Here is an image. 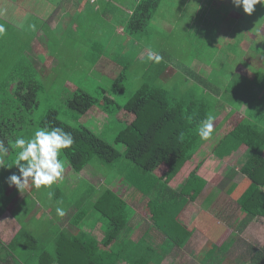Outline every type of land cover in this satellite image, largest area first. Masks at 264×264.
Wrapping results in <instances>:
<instances>
[{
  "label": "crops",
  "instance_id": "0c3cea01",
  "mask_svg": "<svg viewBox=\"0 0 264 264\" xmlns=\"http://www.w3.org/2000/svg\"><path fill=\"white\" fill-rule=\"evenodd\" d=\"M141 1L0 0V24L5 28V33L0 36V48H3L0 50V59H8L10 57L8 53H12L13 59L6 63L13 67L9 73L18 72L23 76H27L28 79L30 75V78L37 79L44 86L46 94L56 96L59 94L57 97L62 98L63 96L64 99L62 100L67 99L78 90L93 98L102 100L105 95H109L112 91L116 94L113 85L117 81L122 91L116 96H122L124 82L131 79L140 88L143 86L144 81L150 78H145L147 73L150 74L153 70L159 72L158 69L162 66L163 73L156 78V84L164 87L163 82H165V88L172 94H175V89L179 86L181 88L179 93H182V97L187 100L191 97L190 102L192 105L195 101L198 102L204 99L205 102L210 101L215 104L217 107L211 114L215 117L212 136L207 140L201 139L202 145L195 155L196 160H204L198 174L207 183L193 204L199 210L196 212L194 207V209L190 208L187 213L182 214L180 212L179 214L181 226L184 228L186 223V229L191 232L190 239L182 248L175 247L172 244L168 246L165 245L168 242L165 235L163 236L155 230L147 235L144 233L145 229L142 228L133 236L132 242L139 243L141 239L145 238V235L149 236L146 241L150 240L153 234L154 236L147 242L151 248L145 245L143 249L145 253L149 252L151 254L153 252L155 255H163L165 260L161 264H168L169 261H171V264L174 262H180V264H235L234 256H236L235 253L238 249L237 244L240 242L239 238L243 239L244 244L245 241H248L243 238L247 234V230L252 229L257 235H260L264 230V227L260 230L257 226H264V217L260 216H256L251 220V223L243 226V223L237 220V216L241 219L239 216L241 212L237 210L239 206L236 202L238 196H241L249 186L247 179L245 180L240 173L241 165L254 151H257L264 160V70L256 68L255 71H260L258 74L254 71L248 72V69L253 68L251 67L253 63L249 66L246 65L247 70L239 68L240 46H245L251 50L253 45L251 46L246 38L239 41L237 35L235 37L237 44L233 45L232 51L229 54L224 53L222 45L229 38H224L222 31L225 28L229 29L231 24L230 31L233 34L237 29L238 33L241 32L240 36H245L244 32H246V36L248 32H257L261 21H258V18H264V9L257 6V10L249 16L244 14L241 8L234 7L231 0H161V3L167 2L173 5L177 2L179 4L178 8L158 15L157 19L152 21L153 25L150 21L147 28L142 31V36L139 34L132 36L126 31V27ZM208 3L210 5L211 3L214 4L215 7L218 6L216 10L223 19L217 20L211 17V14H206ZM181 16H183L182 20ZM187 16L189 17L187 28L194 26L195 30H201L209 26L212 29L213 35L210 41L215 50V56H212L209 52L207 59L202 56V60L192 59L188 63L176 61L175 58H170L167 62L165 58H162L158 63L148 59L150 51L163 56L160 53H165V51L162 50L166 49L167 51L170 49L169 52L175 53L180 45L165 46L164 43H150L153 34H145V31H148L147 29L150 27L153 32L158 31L163 36L162 31L167 30L166 26L172 25L171 30L174 31L175 24L184 22ZM232 16H240L242 24H238L236 27ZM195 17H199V20ZM225 17L228 20H225ZM238 22L239 19H237ZM254 27L256 28L253 29ZM232 40L233 38H231V42ZM13 48L14 50L7 51ZM263 50L264 46L256 49L257 55L264 57ZM216 62L221 65V76L219 75L216 78L215 83L218 82V84L208 87L206 79H211V74L214 73L215 68L211 70V73L207 70L211 66L209 64ZM260 64L264 66V61ZM224 65H226L227 71L222 69ZM187 69L190 72H187ZM6 71H8L7 68ZM32 72H35L36 75ZM8 75H5L4 79ZM16 78L20 81V77ZM142 78L144 81H142ZM235 78L243 83L241 81L236 82L235 91H231L230 83ZM4 79L0 82V89L4 87ZM18 81L11 83L8 89L9 93H12ZM68 82L72 87L66 85ZM223 94L226 95L223 98V104L226 107L220 105V98ZM210 96L212 98L207 100ZM93 109H99L98 111L104 113L99 105L90 108L88 112ZM201 112H203V109L198 113ZM83 125L87 126L86 124ZM237 131L240 132L238 137H243L244 141H248L242 143L229 157L225 159L217 157L216 150L220 147L226 133L234 132L236 134ZM233 145L236 146L237 143H232ZM252 145L253 147H251ZM12 154L15 156V153H8V156ZM8 156L5 159L6 166H8ZM10 166L13 167V162H10ZM5 170L7 171L6 177L13 173V168ZM70 170V166L66 164L62 181L52 185L50 189H36V191H40V194L46 191L44 197L39 201L32 196V187L20 193L14 186L8 187L4 181L5 193L11 197L18 196L16 201L19 203V208L16 213L17 217L10 218L11 222L14 218L16 219L12 223L6 222L5 214L11 212L13 204L16 203L13 201L14 199L8 200V209L0 219V234L3 236L1 241L5 242L7 240L6 242H8L18 234L22 228L18 229V226L23 225L22 219L32 206L38 207L39 211L35 218L28 219L30 224L27 225L29 226L40 227L48 223V225L53 224L59 232L65 229L64 226L71 225L72 218H74L72 216V206L74 205L75 196L73 195L75 191L82 192L81 189L86 188L85 185L80 186L78 184L80 180L91 181L90 183L99 188L97 192L99 195L107 188H114L112 191L118 193L122 190L123 193L120 192V194L124 195L130 192L131 184L124 181L121 176L117 178L111 176L108 179L102 177L100 179V174L103 175V172L97 170L95 177L99 178V181H96L95 178L93 180L92 177L88 176L89 173L87 174L89 178H78L77 176L80 173L72 174ZM8 171H11V173L9 174ZM86 172L84 173L86 174ZM104 183L107 184L104 185ZM245 184L247 186L243 188ZM158 186H160L158 183H154L142 188L145 191L156 189ZM172 187L176 192L181 188ZM188 189L189 187H186L182 193L180 192V195L185 196V199H187L189 193ZM205 194L210 195L206 196ZM211 195H215L218 199L227 197L229 198L227 200H234L232 202L235 203V207L232 205L233 207L229 210H224V206L218 204L217 200V203L212 202ZM230 201L226 202L231 203ZM132 202L138 206L141 205V211L136 206L138 216L140 219L148 220L152 226V220H150L152 212L145 205L146 203L137 201V198ZM181 202L180 200V205H182ZM211 202L214 204H210ZM20 206H23V208L20 209ZM57 208H62L67 216L63 219V228H58L54 224L58 220L60 222L63 217L57 215ZM262 219L263 222L260 225ZM68 227L72 230L71 235H76L79 232L71 226ZM83 230L98 237L94 224L90 222L86 224ZM45 234L49 237L52 236L48 235L47 232L44 233V236H42L44 242L48 241L45 239ZM247 257L249 258L250 255L248 254ZM242 263L247 264L245 260Z\"/></svg>",
  "mask_w": 264,
  "mask_h": 264
},
{
  "label": "trees",
  "instance_id": "16d2710c",
  "mask_svg": "<svg viewBox=\"0 0 264 264\" xmlns=\"http://www.w3.org/2000/svg\"><path fill=\"white\" fill-rule=\"evenodd\" d=\"M160 4L161 0H142L130 17L126 31L132 36L142 33ZM222 69L227 70L226 65ZM158 70L156 78L163 73V70ZM254 72L260 73V71ZM12 73L4 79V87L0 89V140L6 146L18 136L30 137L38 128L61 127L66 132H70L75 141L70 149L64 150V159L72 172L97 173L99 170L103 172V175L100 174V179L102 177L108 179L110 176L105 169L117 162L122 167L120 168L122 173L115 175L116 178L121 176L124 181L131 184V188L125 195L110 188L104 189L99 195L98 187L91 184V181H84L86 188L82 187V192L75 191L73 195L75 196L72 206L74 218L71 226L79 231L76 235H71L66 229L47 232L54 237L53 245L49 248L52 250L45 253L42 249L43 253H41L39 252L41 239L38 241L32 233L22 228L8 242L0 240V264L10 262L22 264V259L28 254L31 262L35 261L34 264H161L165 260L163 255H155L151 251V254L145 253L143 249L145 245L150 247L146 239L153 230L165 235L168 241L165 245L172 244L182 248L188 242L191 232L186 229V223L184 228L181 226L179 214L187 213L194 207L196 212L199 210L193 204L207 183L198 174L204 160L195 158L196 151L202 145L198 127L201 121L215 110L217 107L215 104L210 101L205 102L204 99L195 101L192 105L191 97L187 100L182 97V93H178L179 86L175 89V94H172L160 84L153 87L143 84L121 106L116 96L122 91L118 81L113 85L116 94L114 92L105 95L102 100L80 90L63 100V104L70 109V112L83 114L99 105L109 116H116V121L123 126L114 140L115 145H123L124 150L120 152L114 148V145L96 136L89 127L82 123H72L61 117L57 108H50L39 121H36L35 111L40 106L41 95L46 92L44 86L37 79L30 78V75L28 79L18 72ZM32 73L36 75L35 72ZM16 77H20V81ZM14 81H18L17 85L12 93H9L8 89ZM239 81L241 80L237 78L231 81V91H235L236 82ZM47 96L50 99L56 97L59 101L61 98L52 94ZM115 107L119 108L117 113H114ZM201 109L203 112L198 113ZM181 133L184 134L182 139ZM239 134L238 131L236 134L226 133L216 150L217 157L220 159L229 157L242 143L248 141L238 137ZM235 142L237 145L232 146ZM232 147L234 148L231 150ZM9 153H15V150L10 148ZM9 162L13 161L7 160L8 166H10ZM184 169H187L188 176L181 175ZM140 171H144L145 174L163 172L161 177L158 175L157 183L160 186L144 191L139 178H136L139 175L135 174ZM8 173L10 174L11 171ZM240 173L245 180L247 179L249 186L241 196L237 195L236 202L241 211L249 216L243 223V226H247L256 216L264 217V160L257 151H254L241 165ZM6 178L2 177L0 181V219L8 209V200L13 199V196L5 193ZM95 180L99 181L96 177ZM172 186L181 188L176 192ZM246 186L247 184L243 188ZM186 187H189L187 199L180 195ZM134 188L135 193L132 192ZM136 198L137 201H144L150 208L152 226L148 220L140 219L138 216L136 203L132 202ZM180 200L182 205L179 204ZM64 218L67 216H63L61 220ZM88 222L94 224L98 237L83 230ZM142 228L147 235L135 244L132 238ZM34 251L39 253L30 254ZM249 254L250 264H264V248H250ZM246 263L249 264L248 261Z\"/></svg>",
  "mask_w": 264,
  "mask_h": 264
},
{
  "label": "rangeland",
  "instance_id": "374dc122",
  "mask_svg": "<svg viewBox=\"0 0 264 264\" xmlns=\"http://www.w3.org/2000/svg\"><path fill=\"white\" fill-rule=\"evenodd\" d=\"M178 5L179 4L177 2L174 5L172 3L162 2L160 4L159 8L157 9V11L154 13L155 16L152 18L151 24L153 25L152 21H155L157 19L158 15L165 14V13H168L170 10L177 9ZM207 6L208 7H206V14H211V17H213L217 20L220 18L223 19V17L220 16L216 10V8L218 9V6L215 7L214 4H212V3H211V5L208 3ZM182 17L183 16H181V20H182ZM232 18H233L232 19L233 23L236 24L235 25L236 27L238 24H242L240 16H232ZM259 18H258V21H260V20L261 21L259 23L257 32H255V31H252V33L248 32L247 36H246V32H244L245 36H240L241 32L238 33L239 32L238 29L234 33L235 34V36H234L233 32L230 31V28L232 27L231 24L229 26L230 27L229 29L225 28L222 31V36L224 38H229V40H227V41L225 40V42L222 45L223 46L222 51L224 53L229 54L232 51L233 45L237 44V41L235 40V37H237V35H238L239 41H243V38H244V40L246 38L247 42L249 44H251V46L253 45L252 46L253 49H251V50L249 48H246L245 46H240V48H239L240 49V51H239L240 57H238V60H239L240 64L238 65V67L242 68L243 70H247V66L252 65V63H253V65L255 64L254 66L253 65L251 66V67H253L251 70L248 69V72L255 71L256 68L264 70V66H262L260 64L264 61V57L261 55H257V52H256V49L264 46V40H262L261 39L262 37H260V36H264V18L263 19H261V18L259 19ZM195 19L199 20V17H195ZM237 19H239L238 23H237ZM225 20H228V19H226V17H225ZM222 21H224V20H222ZM188 24H189V17L187 16L184 22H182L180 24L179 23L175 24L174 31L171 30L172 25L166 26L167 30L164 29V31H162L163 36H162V33H158V31L153 32V30L150 29V27H149V29H147L148 31H145V34H151V33L153 34L152 41H150V43H157V44L164 43L165 46L180 45V46H178L179 49H177V51L175 53L169 52L170 49L167 51H166V49L162 50V51H165V53H160V54L163 55L161 57L165 58L166 62L170 58H175L176 61L179 60L182 63H188L192 59L202 60V56H204L207 59L209 52L212 56H215V50L212 47L211 41H210V38L213 35L212 29L209 26H207L201 30H195L194 26H192L191 28H187ZM195 28H196V25H195ZM255 28L256 27H254L253 29H255ZM257 33H259L260 36H257ZM142 34H143V32L140 33L139 35L142 36ZM231 38H233L232 42H231ZM258 41H260V42H258ZM2 49L3 48H0V50H2ZM11 50H14V48L9 49L7 51H11ZM224 53H223V55L225 56ZM8 54H9L8 56H10V57H8V59H5V58L0 59V82L4 79L5 75L9 74L10 70L12 69L11 65H7L6 63H9L13 59L14 56L12 53H8ZM187 55H189V56H187ZM263 55H264V50H263ZM167 56H169V58H167ZM254 61H255V63H254ZM217 62L213 63V64L212 63L209 64V65H211L210 66L211 69L209 68L207 70V72L211 73L212 72L211 70H213L214 68H215V71H214V73L211 74V76H212L211 79H206V84L208 87H211V86L218 84V82L217 83H215V82H216V78H218L220 75L221 65L218 64ZM245 62H246V64L244 65ZM6 68L8 69V71H6ZM159 69L161 70V69H163V67L161 66V68H159ZM140 70L142 71L141 67H140ZM223 70L227 71L225 69H223ZM187 72H190V70L187 69ZM158 73L159 72H155L153 70V72L148 74L149 76H145V78L146 77H150V78L146 81H144V79L142 78V81H144V84H147L148 86L153 87L156 85L155 78L158 75ZM177 81H179V80H177ZM163 83H164V87H166L165 82H163ZM66 85L72 87V85L69 82ZM123 89H124V92H122V96H119L117 98L118 104L121 106L124 105L136 93L137 90H139V85L130 79V80L123 83ZM180 89L181 88H179V90ZM178 93H179V91H178ZM110 94H114V92L112 91V93H110ZM224 97H226L225 94H223L220 98V100H221L220 105H223L224 107H226L225 104H223L224 103V99H223ZM208 98H209L208 100H210V98H212V97L210 96ZM40 100H41L40 106L35 111V116H34L36 121H39L50 108L54 107V108H57L58 110H60L61 117L68 119L72 123L75 122L77 124H81V123L86 124L96 136H98L99 138L101 137V139L104 142H107L111 145H114V148L117 151L122 152L124 150L123 145H121V144L115 145L114 144L115 137L117 136V134L121 131V128L123 127L119 122L116 121V118H115L116 116H114V115L109 116L108 114H105V112L103 113L102 111H98L99 109L98 110L93 109L90 112H88L89 111L88 110L87 111L88 113L85 115H84V113L81 114V113H78L76 111L70 112V109L65 104H63L62 98H60V101L58 99H56V97L50 99L46 93H43L41 95ZM118 109H119L118 107H115L114 113H117ZM11 159L13 161V172H17V169L14 167L15 156L13 154L11 156L10 155L8 156V160L10 161ZM120 166L121 165H119V163L115 162V163L111 164V166H108L107 169H105V171H107V175H109L110 177L118 175V174L121 175L122 172H121L120 168H122V167H120ZM70 171L72 174L74 173V172H72V170H70ZM143 172H141V171L139 173L135 172L136 175H139L136 178H139L141 187L157 183V180L159 179L158 175L160 177L163 175V172H154V173H147V174H145ZM6 174H7V171L5 169H0V181H2L1 180L2 177H6ZM87 174H88V172H86V174L84 172L83 173L81 172L77 177L78 178H81V177L88 178ZM95 174H97V173L95 171H92V172H89L88 176L91 177L90 175H92V179L94 180ZM181 175H184V176L187 175L188 176L187 169H184L182 171ZM97 179H99V178H97ZM78 184H80V186H82V185H84V181L80 180L78 182ZM91 184H93V183H91ZM105 184H107V183H104V185ZM114 187H117V186H114ZM32 189H33L32 190L33 191L32 196H34L37 201H39L41 198H43L45 193H46V191H44L43 193L40 194V191H36V189L34 187H32ZM112 189H114V188H112ZM116 189H118V188H116ZM120 192L123 193L122 190ZM132 192H134V193L136 192L135 188ZM205 195L208 196L210 194H205ZM0 196H1V194H0ZM27 197H29V196H27ZM210 197L212 198V202L214 201L217 203V201H218V204H221L222 206H224V210H229L235 204L234 202H232L234 200H232V199H231L232 201L227 200V199H229L227 197H224V198L222 197V199H218L215 195H211ZM17 198H18L17 195L13 196V199H14L13 201L16 203H14L12 206L13 210L11 212H7V215L5 214L4 218H5L6 222H11L10 218L17 217L16 213L18 212V208H19V205H18L19 203H17V201H16ZM226 201H230L233 204L228 203ZM212 202L210 204H214ZM210 204H209V206H210ZM135 205L138 206L137 204H135ZM138 207H139V210L141 211L142 210L141 205ZM21 208H23V206H20V209ZM236 208H237V206H236ZM237 210L241 212V214L238 213L239 216L241 217V219L237 216V218H238L237 220H239V222L244 223L245 220L249 218V216H247L246 213L241 211V209L239 207ZM38 211H39L38 207L32 206L25 213L24 219H22L23 225L22 226L17 225V226H18V229L20 227H22L26 231L31 232L37 238L38 241H39V239H41V242H40L41 245H39L40 251L38 250L39 252L49 253L52 250L49 248L51 245H53V239H52L53 235L49 237L45 234V239L48 240L46 242H44L42 240L43 239L42 236H44L43 235L44 233L49 232V231L57 232L54 225L53 224L48 225V223L45 226H40V227H38V226L36 227L34 225H31V226L27 225V224H30L28 222V219L29 218H32V219L35 218L36 215L38 214ZM18 217L21 218V216H19V215H18ZM14 219H16V218H14ZM13 220H12V222H13ZM260 222H261L260 223V225H261L263 222V219L260 220ZM54 224L58 228H63V224H64L63 219L60 220V222L58 220V222L54 223ZM68 226H71V225H66V226H64V228L66 230H68L69 232H72V230H70V227H68ZM257 226L260 228V230L262 227H264V226H259V225H257ZM0 227H1V224H0ZM246 233L247 234L244 235L243 238L248 240L247 242L245 241L243 244V242H242L243 239L239 238L240 242L237 244L238 249H237V252L235 253L236 256H234L235 257V264H243L242 263L243 260H245L246 262L248 261V263H249V259L247 256L249 254L250 248H253V247L264 248V230L260 234L261 237H260V235H257V233L255 231H252V229L249 231L247 230ZM153 236L154 235L152 234V236L150 237V240ZM136 237H137V235H136ZM2 239H3V236H2V234H0V240H2ZM150 240H147L146 242H148ZM43 243H45V245ZM42 249L45 251L42 252ZM38 251H34L30 254H35ZM187 259H189V261H192L190 258H187ZM232 259H234V258L232 257ZM22 262L24 264H34L35 261H33V263H32L31 257L28 254L25 258L22 259ZM12 263L13 262H11L10 264H12ZM168 264H171V261H169ZM173 264H180V262H177V263L174 262Z\"/></svg>",
  "mask_w": 264,
  "mask_h": 264
},
{
  "label": "clouds",
  "instance_id": "9594fccd",
  "mask_svg": "<svg viewBox=\"0 0 264 264\" xmlns=\"http://www.w3.org/2000/svg\"><path fill=\"white\" fill-rule=\"evenodd\" d=\"M231 3L249 16L257 10V6L264 9V0H231ZM4 33L5 28L0 24V36ZM257 35L260 36L259 33ZM148 59L158 63L162 57L150 51ZM214 120L215 117L208 114L206 119L201 121L198 135L202 140L211 137ZM180 135L182 139L184 134ZM74 142L70 132H66L61 127L48 126L36 129L30 137L18 136L14 141H10L8 146L0 140V169L13 168L5 165V159L10 148L15 150L14 167L17 172L9 175L5 183L10 188L14 186L20 193L30 186L37 190L50 189L52 185L63 180L67 163L64 159V150L70 149ZM56 211L61 217L65 215L62 208H57Z\"/></svg>",
  "mask_w": 264,
  "mask_h": 264
}]
</instances>
